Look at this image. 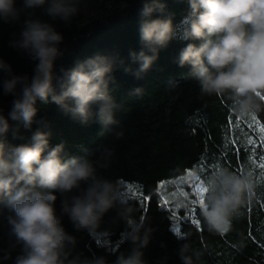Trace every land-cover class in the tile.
I'll return each instance as SVG.
<instances>
[{
  "label": "clouds",
  "instance_id": "clouds-1",
  "mask_svg": "<svg viewBox=\"0 0 264 264\" xmlns=\"http://www.w3.org/2000/svg\"><path fill=\"white\" fill-rule=\"evenodd\" d=\"M134 2L140 4V48L129 51L131 63L118 54L97 52L71 67H61L57 73L56 62L64 55L61 45L65 36L41 16L71 27L80 11L79 0H0V24L20 29L10 34L8 46L33 62L31 75L17 74L0 56V98L12 97L7 116L0 105V215L5 210L9 213L10 249H20L14 264H149L143 249L149 245L153 229L144 217L121 233V245L133 246L127 255L119 247L99 243L104 255L75 252L78 241L66 231L64 216L76 232L107 239L112 233L101 228L104 218L114 211L113 223L128 222L135 208L121 198L116 182L98 175V168L110 163V148L82 147L83 155H71L65 142L51 145V131L41 127L32 133L30 143L7 142L10 132L13 139H22L21 127L31 130L33 124L46 126L43 118L37 119L38 101L55 104L82 126L98 123L103 134L104 129L119 125L116 114L124 108L112 95V85L117 83L113 73L122 69L136 80L144 79L160 51L178 39L199 41L187 43L176 57L178 67L189 69L181 74L184 80H195L202 94L226 97L237 117L264 111V0H180L187 3L189 11L179 28L173 23L167 0ZM133 64L137 65L135 69ZM180 86L181 80L175 78L166 83L169 91ZM142 93L141 86L128 92L130 96ZM95 152L101 153V161L91 159ZM255 187L251 170L237 173L217 165L199 197V215L207 229L228 231L232 220L255 196ZM56 193L62 197L59 213ZM178 203L186 206L184 200ZM177 254L182 264H195L200 256L187 242L180 245ZM110 255L116 257L114 261H109ZM9 258L10 251L4 255V259Z\"/></svg>",
  "mask_w": 264,
  "mask_h": 264
},
{
  "label": "trees",
  "instance_id": "trees-1",
  "mask_svg": "<svg viewBox=\"0 0 264 264\" xmlns=\"http://www.w3.org/2000/svg\"><path fill=\"white\" fill-rule=\"evenodd\" d=\"M128 4L127 8L122 5ZM168 10L173 13V23L180 27L181 20L188 14L187 3L180 0H167ZM80 11L73 18L71 27H65L58 19L50 20L57 30L63 32L65 41L61 45L64 55L57 60V73L61 67H71L77 60L99 52L105 55L118 54L126 63L130 50H139L138 23L139 3L134 0H79ZM40 16V12H37ZM19 26L0 24V56L9 62L15 73L32 74L33 62L8 46L11 33H19ZM199 41L172 40L162 49L159 59L144 79L136 80L116 70L115 90L112 95L124 108L116 114L118 126L111 130L104 129L98 123L82 126L66 116L55 104L37 102L39 114L46 126L33 124L31 130L21 127L22 139H13L11 132L7 142L11 145L27 144L38 127L51 131L50 144L65 142L66 151L71 155H83L81 148L95 149L98 146L110 148L113 152L107 167L98 168V175L126 184L132 190L121 198L129 201L135 211L128 222H112L115 212H110L101 225L110 230L112 235L105 239H95L86 232H76L67 216L63 225L77 238L75 252L90 255L95 252L104 255V247H119L126 255L132 245H121V233L134 227L141 217L150 221L153 229L149 245L143 249L149 264H182L178 256L181 244L189 243L191 248L200 253L195 264H264V169L260 164L264 156V143L261 142L259 128L252 123L250 116L237 117L232 113L226 97L202 94L198 83L183 79L188 67L180 68L175 63L179 51L187 43ZM133 69L137 65H131ZM170 78L181 80L176 91L166 89ZM141 86L142 95L130 96L129 90ZM12 97L0 98L7 116ZM256 121L264 126V111L256 114ZM15 127V122L10 121ZM249 139L255 141L249 143ZM101 161V153L91 157ZM217 165L242 173L251 170L256 182L255 196L241 209V215L234 218L228 231L210 232L199 215V202L196 193L184 194L174 184V180L185 177L191 171L205 182ZM190 172V173H191ZM188 175V174H187ZM187 188H189L187 186ZM190 189V188H189ZM136 191L133 199L130 194ZM172 194H177L185 201V207L175 204ZM56 208L59 213L62 197L56 193ZM147 197V199H145ZM170 200H166L165 198ZM5 210L0 215V264H14L19 247L10 249L9 226ZM199 222L197 225L196 222ZM178 236L184 238L178 239ZM121 245V247H120ZM10 251L11 258L4 259ZM167 257L166 261L164 258ZM114 255L108 257L115 260Z\"/></svg>",
  "mask_w": 264,
  "mask_h": 264
},
{
  "label": "rangeland",
  "instance_id": "rangeland-1",
  "mask_svg": "<svg viewBox=\"0 0 264 264\" xmlns=\"http://www.w3.org/2000/svg\"><path fill=\"white\" fill-rule=\"evenodd\" d=\"M191 171H189L186 175H185V177H182V178H179V179H176V180H174V184H176L182 191H183V193L184 194H187V193H192L193 191L191 190V188L193 187V185L195 184V183H197V180H196V178H197V175H196V173H194V172H191V175H189V173H190ZM126 183H128V182H125V183H123V184H121V186H120V195H124V194H127V193H129L131 190H132V187L130 186V185H128V184H126ZM187 186L190 188H187ZM194 193V192H193ZM173 196H172V200L171 201H173L175 204H177V205H180L179 203H178V201H180V200H182L181 199V197L179 196V195H177V194H172ZM198 198V197H197ZM166 200H170L169 198H165Z\"/></svg>",
  "mask_w": 264,
  "mask_h": 264
},
{
  "label": "snow or ice",
  "instance_id": "snow-or-ice-1",
  "mask_svg": "<svg viewBox=\"0 0 264 264\" xmlns=\"http://www.w3.org/2000/svg\"><path fill=\"white\" fill-rule=\"evenodd\" d=\"M250 120H251L252 123H254V124H256L258 126L259 133L261 134L260 135L261 142L264 143V126L259 125V122L256 121V116L255 115L250 116ZM249 143L250 144H254L255 141L249 139ZM261 159L264 160V156H262ZM260 167L262 169H264V163L260 164ZM189 175H191V173H189ZM262 175H264V173H262ZM196 180H197V183H195L193 185V190L196 193V195L198 197V202H199L200 194L203 192L205 185L203 183V180H201L200 177H197ZM130 197L133 198V199L136 197V191L135 190L130 194ZM145 199H147V197H145ZM194 222H196L197 225L199 224L198 220L194 221Z\"/></svg>",
  "mask_w": 264,
  "mask_h": 264
}]
</instances>
